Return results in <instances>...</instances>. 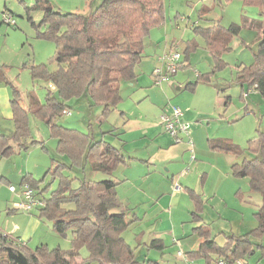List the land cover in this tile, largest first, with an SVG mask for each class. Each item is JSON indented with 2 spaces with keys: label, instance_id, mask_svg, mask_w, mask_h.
Masks as SVG:
<instances>
[{
  "label": "rangeland",
  "instance_id": "rangeland-1",
  "mask_svg": "<svg viewBox=\"0 0 264 264\" xmlns=\"http://www.w3.org/2000/svg\"><path fill=\"white\" fill-rule=\"evenodd\" d=\"M36 1L0 0V64L5 66L3 72L10 98L13 97L12 89L17 90L23 106H26L25 96L29 91L36 92L41 102L48 92L57 95L49 80H33L31 76L32 65L40 66L38 70L44 69L48 73L57 70L54 41L39 35L28 19L30 16L32 21L38 23L42 18L40 8L31 9ZM47 1L60 13L81 15L90 14L101 3V0ZM162 2L164 20L149 30L143 40L144 50L153 55L152 50L156 48L162 50L166 47V51L175 49L180 53L179 62L183 66L178 67L169 80L160 85L154 84L150 75L144 76L141 83L146 86V92L140 93L149 94L143 98L138 111L127 96L121 99L124 104L121 101L119 108L124 107L128 111L125 117L129 120L128 126H125L127 132L122 138L131 142L132 138L143 133L150 142L161 145L156 153L147 154L150 156L136 152L134 155L147 159L154 167L137 159L128 171L130 181L116 187L120 202L127 208L128 220H133L122 231V237L135 251V264H201L199 259L187 260L184 256L185 251L197 247L198 238L193 231L195 226L204 225L211 236H216L218 243L223 242L224 234L237 236L258 226L254 213L262 205L261 193L250 191L246 178H237L231 173L230 165L239 162L241 157L211 148L207 140L213 138L231 142L246 149L251 141L256 147L260 133L264 132V99L254 89H250L246 98L248 94L245 92L249 86L240 84L238 79L239 70L254 61L257 37L261 31V28L254 27L251 20L261 21L262 16L256 5L244 0ZM3 14L11 15L15 25L4 23ZM231 24L240 27L239 34L231 39L229 49L222 52L220 67L214 68L215 62L205 46L204 37L195 28L228 27ZM39 31L43 32L44 27L41 26ZM150 39L157 44L151 46ZM166 51L157 55L161 56ZM198 73L207 74L214 85L199 83L201 85L194 86V91L182 90L187 82L195 81ZM177 87L180 90L177 91ZM226 97H229L228 100ZM190 102L196 104L195 111L201 118L198 116L193 122L188 121V136L181 135L182 140L175 142L165 131L160 116L169 114L173 106L185 113ZM66 105L69 114H62L57 123L93 133L97 139L101 137L96 134V131L99 133L97 118L100 107H90L85 98L72 99ZM143 115L146 117L137 118ZM115 116L116 113L110 114L102 124V131L120 122L119 117ZM5 117L1 113L0 127L7 135L8 131L13 132L14 126ZM28 118L31 141H36L38 146L31 145L21 153L0 158V177L2 173L9 175L8 182L0 180V229L17 239L28 251H34L40 244L49 250L58 248L66 251L72 247L70 231L64 236L58 235L52 223L40 217L39 210L27 212L15 205L21 202L18 194L23 185L19 184L18 171L27 169L34 179L40 180L38 189L34 190L38 192L44 188L43 196L48 197L57 182L47 170L53 168L56 162H68L66 157L57 154L56 141L49 136L47 126L31 114ZM192 124L197 126L194 133H191ZM113 145L116 146V143ZM253 156L251 153L245 154L248 159ZM146 166L155 171L140 178V170L144 171ZM67 174L73 180V187L78 185L81 177L94 181L110 177L90 172L87 167L84 173L71 170ZM120 175L117 173L118 177ZM9 186L14 187L16 192H10ZM192 213H198L201 220H192ZM155 237L164 241V249L149 246ZM261 244L264 247V233ZM79 255L87 259V249L82 247ZM244 261L246 264H264V250L255 249Z\"/></svg>",
  "mask_w": 264,
  "mask_h": 264
},
{
  "label": "trees",
  "instance_id": "trees-1",
  "mask_svg": "<svg viewBox=\"0 0 264 264\" xmlns=\"http://www.w3.org/2000/svg\"><path fill=\"white\" fill-rule=\"evenodd\" d=\"M244 1L259 8L262 20H251L261 31L254 61L239 70L238 79L240 84L253 87L264 99V0ZM36 8L42 11L41 20L35 23L30 16L28 19L39 35L54 41L57 70L48 73L44 69L38 70L40 66L32 65L31 76L33 80H49L57 95L48 92L41 102L34 91H29L25 96L26 106H22L19 92L12 89L10 110L14 132L11 137L0 135V158L37 144L30 138L29 114L48 127L50 137L56 141L57 154L68 159L67 163L56 162L47 170L57 185L48 197H44V188L38 192L34 190L38 189L40 180L26 174L21 182L27 183L42 201L43 205L37 209L40 217L47 218L58 235L71 232L72 247L66 251L49 250L40 244L34 251H28L0 229V264H135V251L122 237V231L133 220H128L127 208L117 198V182L110 178L94 181L81 177L78 185L73 187V180L67 174L71 170L84 173L87 167L90 172L111 175L123 162L120 150L104 140L95 141L89 134L64 127L57 120L72 99L85 98L90 107H102L100 117H106L116 108L120 100V81L134 78V67L143 58L144 38L152 27L164 20L163 2L101 0L88 15L60 13L47 0H37L31 9ZM41 26L43 32L39 31ZM239 30L236 24L195 28L204 37L205 46L215 62L214 68L220 67L222 52L229 49L231 39L239 34ZM3 67L0 64V80L5 81ZM198 80L211 83L207 74L200 75ZM196 83H188L186 88H193ZM260 134L256 147L251 141L246 149L231 142L209 141L211 148L242 157L240 163L231 165V173L237 178H247L250 190L261 193L262 205L254 213L258 226L244 235L227 236L224 244L219 245L208 228L197 225L193 231L200 242L196 249L185 254L187 260L203 258L205 264L218 258L244 260L243 257L253 252L254 242L264 233V132ZM246 153L254 156L247 159ZM192 215V220H201L197 213ZM149 246L159 250L164 248L158 238L151 239ZM82 247L88 251L87 259L80 258Z\"/></svg>",
  "mask_w": 264,
  "mask_h": 264
},
{
  "label": "crops",
  "instance_id": "crops-1",
  "mask_svg": "<svg viewBox=\"0 0 264 264\" xmlns=\"http://www.w3.org/2000/svg\"><path fill=\"white\" fill-rule=\"evenodd\" d=\"M154 43L157 44L156 42H154L153 40L150 39L151 46L155 45ZM193 43H194V41H193ZM165 48L166 47H164L162 50H159L157 48L153 49L152 50L153 55H149V53H147V51L144 50L143 58L141 59L140 63L134 67V74H135L134 78L131 79V80H125L124 79V80L120 81V83H119L120 100H119V103L117 104L116 108L113 109V111H111L106 117H102V116L100 117V115H99V118H97V122L99 123L98 126H97L98 127L97 129H98L99 133H97V131H96V134H99L101 136L99 139L95 138L93 133H87V132H84V131H81V130L77 129L80 132H83L85 134H89V136H91L95 141L104 140V141L110 143L113 147H115V148L120 150V152H121V154L123 156V162L120 165L117 166V168L115 169V171L111 175H109L110 177H107L105 175L107 178H110V179H112V180L117 182L116 187H118L123 182L130 181V179L128 177V171L131 170V168L133 167L134 163H136L137 159H140L141 161H146L147 164H149L147 159H143V157L139 158L136 155H134L136 152H140L142 154H145L146 156H150V155L156 153L160 149L161 145H156L154 143V141L150 142L147 139L146 135H144L143 133H141L137 137L132 138L131 142L128 141V140H124L122 138V135L127 132L126 129H125V126H128L129 120L125 117L126 116L125 114L128 111L126 109H124V107L119 108V105H120V103L122 101L121 99L124 96H127L128 99H130V102L133 104L132 106L134 107V109H136L137 111L140 109V106L142 104L143 98H145L149 94V93H146V95H142V93H140V92H146L145 91L146 90V86L143 83H141L142 79L144 78V76L149 77V75L151 74L152 69L155 66H157V64H158V61H157L158 55L157 54L160 53V52L166 51L167 49H165ZM156 51H157V53H155ZM180 63L183 66V63L182 62H180ZM199 76H200V74L198 73L196 75V77H195V81H192V82H196L197 81V83L194 86H196L199 83H202L200 80H198ZM192 82H187L184 85V88L182 90H184V91H194V89H195L194 86H193V88H189V87L186 88V85L188 83H192ZM199 85H201V84H199ZM206 85H214V83L211 80V83L206 84ZM250 89H254V88L253 87L252 88L249 87L247 89V91L245 92V94H248L246 96V98L249 97ZM176 90L178 91L180 89L177 87ZM34 93L36 94V92H34ZM36 96H37V94H36ZM250 96H251V93H250ZM37 98H38V96H37ZM10 100H11L10 93H9L8 88H7L6 82L0 80V115L2 113L3 116H6L8 119L11 120ZM21 103H22V100H21ZM122 104H124V101H122ZM98 107H100V106H98ZM195 108H197V106H196V104L194 102H190L187 105V107L185 108V113L183 112V117L185 118V119L184 118L183 119L185 121H187V122L189 121L191 123V122H193L194 118H197L198 116L201 118L200 114L197 111H195ZM188 109H190V110H188ZM101 111H102V107H100V114H101ZM111 113H113V115H114V113H116L117 117H119V119H120V122L119 123L116 122L114 125H111L110 128L108 127L107 130L102 131V129H101L102 128V124L105 123L108 120V117L110 116ZM6 117H5V119H6ZM117 117L115 116V118H117ZM145 117H146V115H143L142 117L138 116L137 118H145ZM76 120H78V119H76ZM73 122L76 123L77 121H73ZM84 124H85V122H84ZM194 126L195 125H193V124L191 125V128L193 130L191 133H194L196 128H197V126L196 127H194ZM70 128L76 129V128H73V127H70ZM132 128H134V127L132 126ZM47 130H48V127H47ZM3 132H4V134L6 133L5 130L2 127H0V135H4ZM8 132H9V134H7V135L5 134V136H7V137H9V135H11L14 132V130L11 133H10V131H8ZM48 132H49V130H48ZM162 138H164V137H162ZM212 140H217V139H213V138L212 139H208L207 142L212 141ZM115 143H116V146L113 145ZM34 146H38V145L34 144ZM18 153H21V152L19 151ZM147 154H150V155H147ZM127 161H129V162L127 163ZM241 161H242V157H241V160L239 162H235V163L238 164ZM235 163H232V164H235ZM231 165H230V167H231ZM121 166L125 167V168H121ZM150 166H153V165L149 164V167ZM149 167L146 166L145 167L146 169L144 171L140 170V172H141L140 176H139L140 178L145 177V176H149L151 173H153L155 171V169H153V168L148 169ZM140 169H142V168H140ZM117 173L121 174L120 177L117 176ZM17 174H18V178H20L19 179V184H27V183H22L21 182L23 176H25L26 174H29L30 176H32V174L29 173L27 169H21L20 171H18ZM112 175L114 176L113 178H112ZM7 177H9L8 174L6 175V174L2 173V175L0 177V180L1 181L5 180V181L8 182ZM32 178H34V177L32 176ZM246 180H247V183H248V179L247 178H246ZM248 186H249V183H248ZM249 190H250V187H249ZM116 194H117V192H116ZM117 198H118V196H117ZM118 200H119V198H118ZM121 204L123 205V203H121ZM224 235H225V237H224V240H223L222 243H218L217 240H216V236H215V241L219 245H223L224 242H225V238L227 236H230V235H233V234L228 233V234H224ZM241 235H244V234H241ZM234 236H236V235H234ZM237 236H239V235H237ZM155 238H158V239L162 240L159 237H155ZM199 242H200V239L198 238L197 247L199 245ZM162 243L164 245V241L163 240H162ZM164 248H165V246H164ZM196 248H193V249H196ZM193 249H191V250H193ZM255 249L264 250V247L261 244V238L254 242L253 252L255 251ZM188 251H190V250H187V251L184 252V256H185V254H187ZM253 252H251L249 255L253 254ZM180 255H182V254H180ZM245 257H243V258H245ZM199 260L202 261L201 264H205V262H204L205 260L203 258L199 259ZM215 262H216V260L211 261L209 264H216Z\"/></svg>",
  "mask_w": 264,
  "mask_h": 264
},
{
  "label": "built area",
  "instance_id": "built-area-1",
  "mask_svg": "<svg viewBox=\"0 0 264 264\" xmlns=\"http://www.w3.org/2000/svg\"><path fill=\"white\" fill-rule=\"evenodd\" d=\"M3 22L7 25H15L12 20L11 15L3 14ZM158 64L151 71V78L156 85H160L163 82H167L169 77L172 76L178 67L181 66L180 53L175 49H170L164 52L161 56H158ZM62 114L68 115L69 111L64 110ZM160 122L164 125L165 131L174 139L175 142L182 140L181 135L188 136L189 134V122L183 119V111L177 107L173 106L169 114L163 113L160 116ZM177 190V188H176ZM10 192H16L15 188L9 186ZM18 196L21 198L20 203H16V207H20L25 211H33L40 208L43 203L40 198L35 194V191L31 189L28 184L22 185V190ZM216 264H246L243 259L236 260H226L219 258L215 262Z\"/></svg>",
  "mask_w": 264,
  "mask_h": 264
}]
</instances>
